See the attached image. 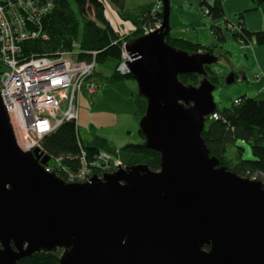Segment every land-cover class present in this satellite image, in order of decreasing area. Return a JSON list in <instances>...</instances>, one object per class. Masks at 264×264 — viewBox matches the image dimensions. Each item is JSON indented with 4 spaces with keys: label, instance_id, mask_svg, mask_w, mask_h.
Wrapping results in <instances>:
<instances>
[{
    "label": "water",
    "instance_id": "obj_1",
    "mask_svg": "<svg viewBox=\"0 0 264 264\" xmlns=\"http://www.w3.org/2000/svg\"><path fill=\"white\" fill-rule=\"evenodd\" d=\"M161 1L162 26L127 44L159 170L67 182L47 168L49 154L20 147L0 94V264L57 249L58 264H264V183L221 165L203 138L217 107L205 66L218 57L167 43L170 0ZM192 73L199 85L179 78Z\"/></svg>",
    "mask_w": 264,
    "mask_h": 264
},
{
    "label": "trees",
    "instance_id": "obj_2",
    "mask_svg": "<svg viewBox=\"0 0 264 264\" xmlns=\"http://www.w3.org/2000/svg\"><path fill=\"white\" fill-rule=\"evenodd\" d=\"M109 3L115 5L121 13L126 6V0H55L54 9L43 20L48 38L29 41L26 43L28 48L40 54H51L71 50L73 43L78 42L80 46L75 55L77 60L90 61L93 59L92 52L97 51L95 55L97 66L109 60L116 61L111 75L99 78L101 72L96 71L95 76L101 84L125 79L135 80L131 73L122 74L117 70L122 53L121 38L124 35L126 40L131 42L143 36L142 26L151 20L146 16L151 11V5L141 7L136 13L122 14L135 27L129 29L131 31L127 34L122 32L121 28H116L107 17L106 9ZM205 7L209 8V15L213 19L221 18L225 14L222 0H214L212 3L203 0L202 8ZM252 10H260L264 16V0H253L252 6L240 13L238 20L240 31L233 34L240 43L251 42L253 37L259 43L264 42V28L250 32L242 21V15ZM90 11H94L95 18L89 16ZM157 16L163 17V7L158 11ZM212 28L220 40L222 29L217 26ZM166 42L190 53L213 52L218 46V43L205 46L183 37H175L171 32L166 36ZM205 69L209 80L218 85L220 76L216 73L214 64L206 65ZM179 78L186 84L199 85L203 76L192 73L180 74ZM136 103L138 106L136 115L141 119L146 112L148 101L138 93ZM214 112H220L221 117L209 118L203 131V138L210 155L217 157L221 165L238 175L245 177L257 175L264 181V98L242 96L241 103L232 102L230 106L222 108L217 105ZM139 131L143 136L140 128ZM245 143L250 145L253 154L251 158L244 157ZM43 147L53 157L64 156L63 165L69 167V171L79 166L77 159L82 153V147L87 150L89 159L100 150L116 151L114 145L108 143L106 139L95 137L90 141H84L78 126L72 121L62 123L57 130L47 135L43 140ZM233 148L234 153H229ZM119 152L125 168L139 164H146L153 170H159L161 167V153L149 148L145 140L139 143H127L120 147ZM53 171L67 180L65 170L59 171L55 166ZM210 247L211 245L205 246L206 249ZM62 251V249L39 251L22 257L17 264H58Z\"/></svg>",
    "mask_w": 264,
    "mask_h": 264
},
{
    "label": "built area",
    "instance_id": "obj_3",
    "mask_svg": "<svg viewBox=\"0 0 264 264\" xmlns=\"http://www.w3.org/2000/svg\"><path fill=\"white\" fill-rule=\"evenodd\" d=\"M54 7L55 0H0V94L20 147L25 151L39 148L44 154H47L44 138L66 121H74L78 126L81 95L84 91L94 94L100 87L94 77L98 67L97 51L92 52L93 59L88 61L75 58L80 46L78 42L73 43L71 50L51 54H40L28 48L27 42L48 38L43 20ZM160 10L161 3L158 2L147 13V19L151 20L142 26L144 35L162 26V18L157 16ZM203 12L209 15L210 10L205 7ZM226 26L232 31H240L238 22L227 20ZM124 38L123 35L117 70L127 74L134 54L127 50ZM241 101L238 97L234 103ZM210 117L218 119L221 114L214 112ZM51 157L58 162L57 170L67 172V182H89L95 176L102 178L124 167L118 151L113 154L100 150L89 159L87 150L82 147L79 158L75 156L79 166L70 171L63 165L64 156ZM53 168L49 167L50 170ZM251 178L261 179L257 175Z\"/></svg>",
    "mask_w": 264,
    "mask_h": 264
},
{
    "label": "crops",
    "instance_id": "obj_4",
    "mask_svg": "<svg viewBox=\"0 0 264 264\" xmlns=\"http://www.w3.org/2000/svg\"><path fill=\"white\" fill-rule=\"evenodd\" d=\"M156 1L158 0L148 2L147 4L153 5ZM207 1L212 3L214 0ZM222 1L225 14L221 18L213 19L210 15H207L203 12V0H170L171 34L175 37H183L205 46H210L218 43V46L215 47L212 53L218 57V61L224 59L225 62L228 63L227 69H229L230 74H235L234 82L242 83L238 85L237 88L232 90V92L229 90V92H231V95H233L232 101L235 98L242 96H264V42L259 43L255 39V37H253L251 42L240 43L234 37V32L230 29H227L228 27L226 26L227 20L237 22L239 20L240 13L243 10L251 7L253 0ZM139 8V5L129 7L128 0H126L125 9L121 13V11L115 5L109 3L107 5L106 14L107 17H109L110 15L114 19H116L115 16L117 14L119 16V23L115 25L112 22L111 23L116 28H121L122 31H131L129 29L135 27L133 26L131 21L123 19V17L125 16H123L122 14L129 15L130 13H136ZM242 21L250 32L260 31L264 28V16L260 10L245 12L242 15ZM213 26H217L218 28L222 29V38L220 40L214 34L212 28ZM216 63L214 64V69L216 73H218L221 77L223 67L217 65ZM97 71L101 72L99 68H97ZM253 79H255V81L251 82ZM101 87L102 84L100 85L96 93H85V95L91 98L92 96L97 94V98V96H99L100 94ZM81 108L82 106L80 105V111ZM90 124L91 122L89 123L91 129L93 125Z\"/></svg>",
    "mask_w": 264,
    "mask_h": 264
},
{
    "label": "rangeland",
    "instance_id": "obj_5",
    "mask_svg": "<svg viewBox=\"0 0 264 264\" xmlns=\"http://www.w3.org/2000/svg\"><path fill=\"white\" fill-rule=\"evenodd\" d=\"M152 1L154 0H128V5L129 7L139 5L141 8L145 5H148V2ZM158 2L159 0L151 5V9ZM160 2L162 4V1ZM89 16L95 18L94 11H90ZM115 17L116 19L110 15L108 17L114 25L119 23V16L116 14ZM123 19H125V17H123ZM216 64L223 67V72L220 77L219 84L213 91V95L218 106L222 108L230 106V104L233 102V95H231L232 90L237 88L238 85L242 83L227 82V77L230 75V72L229 69H227L228 63L225 62L224 59H221ZM115 66V60H109L105 64L98 66V68L101 70L99 78L100 76L104 77L111 75ZM95 73L94 77L96 79ZM254 81L255 79H253L251 82ZM100 90V94L97 96V98V94L91 98L87 97V95H85L87 92L84 91L79 101L78 115L80 118V134L84 141H90L95 137L106 139L108 143L114 145L115 150H119L120 147L127 143H139L144 141L145 139L139 131L141 119L136 115V110L138 107L136 98L139 93L138 83L134 79L109 81L108 83L102 84ZM229 90L231 92H229ZM259 98H264V96L261 95ZM80 105L82 106L81 111ZM90 122V125H93L91 129L89 126ZM244 145L246 146L244 157H253L250 145L247 143ZM234 151L235 149L233 148L229 151V153L233 154ZM57 164V160L52 158L48 166L55 167Z\"/></svg>",
    "mask_w": 264,
    "mask_h": 264
}]
</instances>
